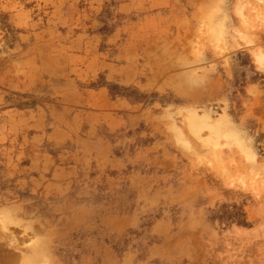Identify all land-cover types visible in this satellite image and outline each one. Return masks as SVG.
<instances>
[{
    "label": "rangeland",
    "instance_id": "1",
    "mask_svg": "<svg viewBox=\"0 0 264 264\" xmlns=\"http://www.w3.org/2000/svg\"><path fill=\"white\" fill-rule=\"evenodd\" d=\"M0 264H264V0H0Z\"/></svg>",
    "mask_w": 264,
    "mask_h": 264
},
{
    "label": "bare ground",
    "instance_id": "2",
    "mask_svg": "<svg viewBox=\"0 0 264 264\" xmlns=\"http://www.w3.org/2000/svg\"><path fill=\"white\" fill-rule=\"evenodd\" d=\"M259 57H260V56H259ZM200 122H201V121H200ZM203 122H204V121H203ZM203 122H202L201 124H205V123H203ZM219 123H220V122H219ZM190 124H191L192 129L194 130V132H196V131L198 130L197 127L200 125V124H199V121L196 120V117H195V116L192 117V119H191V123H190ZM206 124H208V123H206ZM211 125H212V124H211ZM218 125H219V124H218ZM213 128H214V127H213ZM215 128H216V127H215ZM218 128H219V127H218ZM218 128H217V129H218ZM217 129H214V130L216 131ZM220 130H221V128L219 129L218 133H217V132H215V133L219 134V132H220V134H221L222 131H220ZM191 131H192V130H191ZM197 132H198V131H197ZM195 134H196V133H195ZM220 134H219V135H220Z\"/></svg>",
    "mask_w": 264,
    "mask_h": 264
},
{
    "label": "trees",
    "instance_id": "3",
    "mask_svg": "<svg viewBox=\"0 0 264 264\" xmlns=\"http://www.w3.org/2000/svg\"><path fill=\"white\" fill-rule=\"evenodd\" d=\"M240 224H242V225H247L248 223H247L246 220H241V221H240Z\"/></svg>",
    "mask_w": 264,
    "mask_h": 264
}]
</instances>
